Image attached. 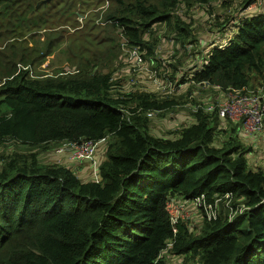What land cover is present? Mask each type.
<instances>
[{
    "label": "trees",
    "instance_id": "16d2710c",
    "mask_svg": "<svg viewBox=\"0 0 264 264\" xmlns=\"http://www.w3.org/2000/svg\"><path fill=\"white\" fill-rule=\"evenodd\" d=\"M44 1L0 0V9L30 18L48 4L64 23L77 15L72 0ZM111 1L107 22L90 18L86 28L94 24L88 30L96 34L109 24L117 29H109L116 42L122 34L153 62L159 58L156 23L173 22L184 45L192 31L179 15L182 7L228 2ZM253 1L243 0L238 15L225 13L215 24L228 31L189 67L193 86L255 88V80L264 79V8H249ZM86 61L83 70L57 76L21 70L0 85V149L16 146L0 154V264H166L165 251L198 264H264V164L251 165L241 122L200 104L190 122L169 135L155 134L154 111L173 106L174 98L114 92L123 80H115L113 68ZM187 81L183 74L179 83ZM86 139L105 140L97 177L82 178L66 164L41 158L40 149L53 142ZM202 193L209 203L227 200L228 209L195 227L179 221L175 232L168 201Z\"/></svg>",
    "mask_w": 264,
    "mask_h": 264
},
{
    "label": "rangeland",
    "instance_id": "374dc122",
    "mask_svg": "<svg viewBox=\"0 0 264 264\" xmlns=\"http://www.w3.org/2000/svg\"><path fill=\"white\" fill-rule=\"evenodd\" d=\"M90 1L93 2L92 0H72L77 15L76 17L73 16V20H69V23H64L63 19L58 22L56 18L52 17L54 11L49 9L50 7L46 2H43L46 5H42L40 11L30 18L24 14L16 17L13 10L7 11L10 13L8 14L0 9V85L8 77L21 70H28L32 77L57 76L65 71L75 72L77 68L83 70L87 66L86 60L93 59L95 64H98L97 68H101L102 64L113 68L115 80H123L121 89L125 91L142 90L157 93L159 97L174 98L176 104L163 110L154 111V115L151 117L152 132L161 135H169L170 130L190 122L194 117L193 110L196 105L208 104L205 102L208 95L206 93H211L214 96L212 101L220 97L215 94L216 91L215 93L205 91L204 89L209 86L201 87L203 83L196 87L193 86L189 71L201 61L198 59L201 54L197 51L202 52L209 47L207 52L209 53L214 47L207 40L218 39L220 42L224 39L223 35L228 29L223 27L222 30H218L215 24L223 19L225 13H230L233 16L238 15L241 12L239 5L243 0H228L225 5L219 1L207 5L197 4L182 7L179 10V15L190 24L192 31L186 37L184 45L181 40L175 38L178 35V29L173 22L156 23L158 43L155 57H159L157 58L159 63L157 60L151 61L146 56L147 59L144 58V64L140 66L132 65L129 62L126 53V48L129 45L123 35L118 34L119 42H116L115 38L112 37L113 31L109 29L114 31L117 29L107 24L95 28L96 34H92L93 29H88L94 24L89 23L86 28V23L90 21V18L93 19L94 23L105 24L107 21L103 20V15L109 6L110 10L114 5L111 0H101L99 4H96L98 0H95L94 4H90ZM149 1L156 2L159 0ZM46 18L49 21L44 23L42 20ZM35 19L41 22H37ZM88 40H92L93 45ZM113 51L118 52V58H115V62L111 61L112 58H110ZM101 55H104L105 58L99 60ZM172 64H175L176 68ZM190 66L192 67L189 68ZM157 69L161 74L158 73L156 77L154 74L158 72ZM183 74L188 76L190 81L179 83L182 82ZM165 79L172 83L169 93L160 89L159 81ZM262 84L264 85V79H256L253 86L258 87ZM121 89L114 88V92H122ZM230 128L221 134L223 139L229 137L232 131ZM238 133L242 141L252 147L249 153L251 165L264 164V127L255 133H249L240 128ZM56 143L53 142L47 148L40 149L42 150V160L69 165L63 160L64 153H70L69 149L60 151L59 148L63 143L59 146ZM8 147L13 149L16 146H11L9 143ZM8 147L1 148L0 154L2 151H7ZM77 174L79 173L77 172ZM228 207V201L223 198L216 199L212 208L208 209L188 206L179 212V221L185 222L190 227L199 226L203 218L208 217L209 213L227 210ZM164 255L166 264H198L192 259L170 254L167 251L164 252Z\"/></svg>",
    "mask_w": 264,
    "mask_h": 264
},
{
    "label": "built area",
    "instance_id": "2783aa9c",
    "mask_svg": "<svg viewBox=\"0 0 264 264\" xmlns=\"http://www.w3.org/2000/svg\"><path fill=\"white\" fill-rule=\"evenodd\" d=\"M262 6V7H261ZM264 8V0H254L249 8ZM126 53L132 65L140 66L144 64V57L135 46H127ZM155 73V72H154ZM157 77V73L154 74ZM160 89L163 92H171V82L160 80ZM197 108V107H196ZM206 110H217L221 118L230 117L241 122V127L249 133L259 132L264 127V85L258 87L228 88L222 100L211 102L205 105ZM153 115V114H152ZM98 141L82 140L70 142L71 156L73 159L82 161L92 158ZM219 199V198H217ZM215 202L209 203L204 193L181 199H170L167 208L170 212L174 231H177V224L180 220L179 212L188 206L212 208ZM216 213H209L208 219L215 217Z\"/></svg>",
    "mask_w": 264,
    "mask_h": 264
},
{
    "label": "crops",
    "instance_id": "0c3cea01",
    "mask_svg": "<svg viewBox=\"0 0 264 264\" xmlns=\"http://www.w3.org/2000/svg\"><path fill=\"white\" fill-rule=\"evenodd\" d=\"M207 41H209V43L212 46H214V44H216V42H218L219 40L218 39H216V40L212 39V40H207ZM222 41H220V42H222ZM208 48H205L203 50V52L205 54L208 52ZM197 53L201 54L199 56V58L197 57L198 59L205 58V54L203 55L201 51H197ZM127 57H128V54H127ZM129 62L132 63L131 60H129ZM46 74H48V73H46ZM122 87H123V81H121V84L118 85L117 88L121 89ZM219 89L220 88H217V87H215V88L214 87H208V88H205L204 90L205 91H210V92H213V93H215V91H216L215 94L219 95L220 97L217 100H215V101H219V100H222L225 97V95H226V90H219ZM121 91L123 92L125 90L121 89ZM206 94H208V95L206 96L205 102L212 101L214 96L211 93H206ZM240 128H242V127L240 126ZM99 141H98V144L96 146V149H95L93 157L92 158H88V159H84L82 161H78V160H75V159L72 158L70 142H68V141L66 142L65 140H63V141L57 142L56 145L59 146V144L63 143V145H61L60 148H59L60 151H62V150L65 151V149H69L70 153L69 152H65L64 153L65 157L63 159L66 162H68L69 165H67V166L71 167L74 171H76V173L78 172L82 178L92 179L94 177H97V175H98V170H97L98 164L100 163V161H102L105 158V151H106L105 140L101 139ZM181 198H182V196H175L172 199L179 200Z\"/></svg>",
    "mask_w": 264,
    "mask_h": 264
},
{
    "label": "water",
    "instance_id": "95a60500",
    "mask_svg": "<svg viewBox=\"0 0 264 264\" xmlns=\"http://www.w3.org/2000/svg\"><path fill=\"white\" fill-rule=\"evenodd\" d=\"M46 1H48V0H45L44 2H46Z\"/></svg>",
    "mask_w": 264,
    "mask_h": 264
}]
</instances>
